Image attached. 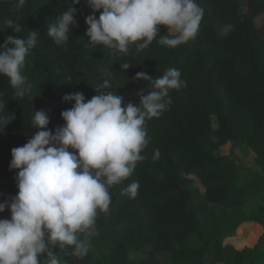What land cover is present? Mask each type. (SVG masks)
Returning a JSON list of instances; mask_svg holds the SVG:
<instances>
[{
  "label": "trees",
  "instance_id": "trees-1",
  "mask_svg": "<svg viewBox=\"0 0 264 264\" xmlns=\"http://www.w3.org/2000/svg\"><path fill=\"white\" fill-rule=\"evenodd\" d=\"M86 2L71 5L76 12L69 40L57 45L47 35V25L57 22L70 0H27L20 9L15 7L16 0H0V45L7 36L26 40L30 31L38 35L22 69L29 88L26 95L14 97L9 78L0 75V103L5 104V113L15 116L0 131V202L18 192V169L9 168L11 149L41 130L31 123L32 113L45 111L46 127L54 132L65 123L60 113L74 104L63 99L66 94L79 92L87 101L107 79L104 91L122 96V106L137 104L139 93L153 88L149 81L134 80L136 73L156 79L177 68L186 86L170 90L172 103L167 110L146 121L149 143L141 153L145 159L137 162L128 179L109 188L111 204L107 213L98 211L92 234L115 244L110 264H155L148 258L131 257L132 251L146 254L149 247L169 253V264H209L208 256H224L226 237L239 227L264 226L262 206L235 223L225 214L224 207H240L261 196L264 182L242 184L245 172L240 173L225 153H215L228 142L234 145L245 139L264 159V38L254 23L264 13V0H245L246 11L238 0H196L204 15L195 44L158 43L161 36L172 35L165 32V25H158L157 37L147 48L138 49V41L127 54L90 44L85 17L91 14L98 19L102 10L90 13ZM16 25L18 32H14ZM219 25L230 29L221 35ZM122 63L130 67L122 70ZM5 113L0 108V115ZM154 149H159V158L154 159ZM191 172L202 192L186 179L184 174ZM133 181L140 184L135 198L125 192ZM248 185L252 189H246ZM217 207L223 211L214 219L215 227L206 229L205 214L215 216ZM78 237L84 240L80 233ZM261 243L264 247V234L252 249L259 253ZM53 250L62 264H90L94 259L90 249L82 258L66 255L58 247ZM260 256L264 258V253ZM40 259L47 264L46 254Z\"/></svg>",
  "mask_w": 264,
  "mask_h": 264
},
{
  "label": "clouds",
  "instance_id": "clouds-1",
  "mask_svg": "<svg viewBox=\"0 0 264 264\" xmlns=\"http://www.w3.org/2000/svg\"><path fill=\"white\" fill-rule=\"evenodd\" d=\"M26 2L16 0L15 7L20 9ZM78 2L70 0L57 22L47 25V35L55 44H67L76 12L71 5ZM87 4L93 13L102 10L98 19L91 14L85 17L90 44H103L123 54L138 41V49L147 48L157 37L158 25L172 33L161 36L158 43L169 47L187 43L196 37L204 15L196 0H87ZM20 30L16 25L14 32ZM37 38L30 31L26 40L12 35L0 45V75L9 78L16 98L29 91L22 69ZM120 67L126 70L130 65ZM105 72L110 75V70ZM133 79L149 81L153 88L147 94L140 92L137 104L122 106V96L104 91L107 79L87 101L82 93L66 94L63 99L74 104L60 113L65 123L54 132L46 127L45 111L32 113L31 123L41 130L11 149L9 168L18 169V192L0 202V213L5 208L10 212L9 218L0 219V264H41L43 254L47 264H62L53 250L57 247L77 258L88 254L89 243L79 239L78 233L90 235L98 211L107 213L109 188L128 179L137 162L145 159L141 153L149 143L146 121L167 110L172 103L170 90L186 86L177 68H169L156 79L144 72ZM0 108L5 113L4 103ZM12 119L14 114L0 115V131ZM155 158L159 149H154ZM139 187V181H133L125 192L135 198Z\"/></svg>",
  "mask_w": 264,
  "mask_h": 264
},
{
  "label": "rangeland",
  "instance_id": "rangeland-1",
  "mask_svg": "<svg viewBox=\"0 0 264 264\" xmlns=\"http://www.w3.org/2000/svg\"><path fill=\"white\" fill-rule=\"evenodd\" d=\"M240 8L242 11H246L247 5L245 0H238ZM86 9L88 12L93 13L92 9L86 2ZM264 21V13L258 16L254 23L255 27L264 38V29L262 27ZM165 32L167 26H164ZM229 26L219 25L218 31L221 35H224L228 32ZM171 33V32H169ZM172 34V33H171ZM190 44H195L194 39L188 41ZM217 154H226L231 157L233 164L236 169L242 173L245 172L246 177L242 179V184H248L250 181L255 182H264V159L263 157H257L252 149L248 146L245 139L241 140L237 144H232L228 142L225 146H220L219 149L215 152ZM245 168L248 171H243ZM186 179L189 180L190 186L198 188L202 192L203 188L199 182L197 176L194 172L184 174ZM252 189L249 185L246 189ZM259 206L264 208V184L262 188L261 196L254 198L251 202H246L240 207L228 208L224 207L225 214L235 223L239 220H242L245 216H250L253 213L257 212ZM212 209V208H211ZM222 208H213L215 211V216H211L209 212H206L205 228L213 229L214 219L221 215ZM10 212L7 208L5 211L0 213V219L8 218ZM264 219V218H263ZM264 234V226L259 223H252L250 225H245L239 227L238 231L235 234L229 235L224 241V256L217 258L215 256H208L209 264H264V258L260 254L264 253V247L262 243L258 249V252H255L252 248L260 240L261 236ZM83 239H86L89 243V249L94 255V259L90 264H110L109 258L111 252L116 248L115 244L108 243L103 241L100 238L94 237L91 233L89 234H80ZM248 248V249H244ZM131 257L133 258H148L155 264H169L171 262V255L167 252L156 251L152 247H149L146 254H143L139 251H132Z\"/></svg>",
  "mask_w": 264,
  "mask_h": 264
}]
</instances>
